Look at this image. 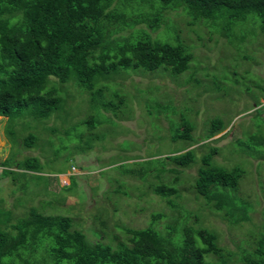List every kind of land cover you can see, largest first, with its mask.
<instances>
[{
	"label": "trees",
	"instance_id": "obj_1",
	"mask_svg": "<svg viewBox=\"0 0 264 264\" xmlns=\"http://www.w3.org/2000/svg\"><path fill=\"white\" fill-rule=\"evenodd\" d=\"M181 24L200 42L204 39L200 28L206 29L209 38L215 35L229 41L233 29L242 30L248 24L264 38V0H0V117L6 119L11 145L39 148L38 140L46 133L48 145L61 143L60 150L66 147L63 142L74 139L73 145L85 140L89 147L92 132L103 120H118L119 124L123 120L118 113L124 110L127 98L116 88V80L157 71L174 80L192 72L194 46L187 43ZM245 42L241 35V45ZM247 59L241 56V60ZM223 69L229 72L228 67ZM204 78L212 77L206 74ZM68 83L90 109L83 119H77L80 104H70L75 99L65 90ZM186 105L182 110L191 111ZM156 107L158 114H165L159 121L169 126L171 141L186 143L187 148L163 158L149 156L132 162V169H123L121 175L132 185L136 198L149 207L158 199L169 211L171 222L158 228L167 214L151 212L146 227L115 224L122 234L119 237L107 231V217L100 210L92 218L97 241L90 242L67 212L47 210L42 203L15 215L2 208L0 198V264H264V225H252L249 241L243 243L246 247L229 251L219 246L215 231L195 227V222L188 224L190 218L198 221L201 217L202 207L196 213L186 207L199 198L208 211L219 214L231 227L251 221L250 204L238 196L244 170L236 164L217 163L214 157L220 149L207 144L230 124L213 118L202 123L201 134L194 136L195 120L183 114L178 118V110L170 103L160 100ZM261 109L255 110L252 119L259 117ZM39 124L42 128L37 129V136L32 131ZM10 125L16 129H8ZM195 145L207 151L198 156L196 148L190 149ZM241 151L264 164L263 128L245 132ZM0 166L2 175H12L15 186L26 173L33 175L42 169L37 156L20 161L9 157ZM194 166L196 176L186 178L190 186L179 188L185 170ZM76 184L70 176V184L64 188L72 190ZM118 191L123 194L117 186ZM60 198L56 204L63 207L67 198ZM147 209L142 206L138 211Z\"/></svg>",
	"mask_w": 264,
	"mask_h": 264
},
{
	"label": "rangeland",
	"instance_id": "obj_2",
	"mask_svg": "<svg viewBox=\"0 0 264 264\" xmlns=\"http://www.w3.org/2000/svg\"><path fill=\"white\" fill-rule=\"evenodd\" d=\"M180 28L187 43L194 46L192 52L195 62L190 65L192 72L187 71L174 80L166 73H157L159 71L136 73L116 80V88L127 98V105L118 113L119 116L123 114V120L125 118L120 122L123 128L118 120H103L92 132L94 140L89 142V147L83 143L85 140L81 144L73 145L74 139L68 143L63 142L66 147L60 150L63 148L61 143L54 141L56 144L48 145L46 133L38 140L39 148L26 149L20 144L13 146L6 134V119L0 117V165L9 157L20 161L27 156H37L42 167L37 174L26 173V177L15 186L11 181L12 175H2L0 166L2 208L13 211L15 215H22L24 209L39 207L44 203L47 210L67 212L75 223H79V228L90 242L97 241L92 234V231L97 230L92 218L98 215L100 210L103 211L102 216L107 217V231L119 237L122 234L115 229V224L131 228L146 227L151 212L167 214L166 218L159 221L158 228H162L166 222H171L169 211L158 199L152 200L151 197L149 207L144 200L136 198V194H133L135 191L131 190L132 185L121 175L123 169H132V162L146 160L149 156L153 157L151 159L163 158L167 154L187 148L186 143L172 142L169 126L165 121H159L165 116L158 114L156 110V105L161 100L162 104L170 103L178 110V118L183 114L189 120L197 122L194 136L201 134L202 123L213 118H220L224 123L230 124L221 134L207 141L208 143H203L220 149V154L214 157L217 163L226 167L236 164L244 170V180L240 183L238 196L246 198L250 204L251 221L243 223L241 227H231L219 214L208 211L199 198L186 207L194 213L202 207L201 217L198 221L190 218L188 224L195 222V227L215 231L219 246L225 250L237 251L240 245L246 247L243 243L249 241L248 229H251L252 225H264V164L263 161L249 158L241 151V140L245 132H257V129L261 128L264 130V38L252 32L251 24L245 25L242 30L241 27L233 29L229 41L215 35L209 38L206 29L200 28V34L204 37L200 42L193 32L187 30L188 27L181 24ZM155 35L154 33L152 36ZM241 35L246 37L243 45ZM216 38L219 39L218 43ZM242 55L248 59L241 60ZM224 67H228L229 72L225 69L226 72ZM206 74L213 79L204 78ZM65 90L75 99L70 101L71 105L80 104L77 119H83L90 112L85 98L76 96L70 83L65 86ZM257 100L261 103L259 106L256 104ZM185 104L191 111H184L185 107L182 110ZM260 108L262 109L258 113L259 117L252 119L255 110ZM74 120L76 121V118ZM51 123L53 118L48 125ZM171 123L176 125L174 121ZM37 126L32 132L40 136L38 130L42 125ZM10 128L16 129L15 125H10L8 129ZM220 136L222 137L219 138ZM18 137L22 139L24 136L19 133ZM199 145L190 148H196L198 156L207 151L199 149ZM74 146L76 148L72 149ZM40 147L43 150H40ZM120 165L123 167L119 168ZM196 168L197 166H194L185 170L182 180L177 184L179 188L183 185L190 186L186 178L192 180L196 176ZM70 176H74L77 183L72 190L64 188L69 186ZM122 183L126 184L125 187L120 186ZM117 186L122 188L123 194H129L130 197H124L119 191L116 193ZM64 195L67 200L63 207L57 205L60 204V197ZM189 195L192 196L190 193ZM18 204L22 207H17ZM142 206L148 209L141 213L138 210Z\"/></svg>",
	"mask_w": 264,
	"mask_h": 264
}]
</instances>
